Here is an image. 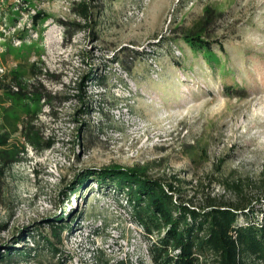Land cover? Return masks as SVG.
<instances>
[{
	"label": "rangeland",
	"instance_id": "rangeland-1",
	"mask_svg": "<svg viewBox=\"0 0 264 264\" xmlns=\"http://www.w3.org/2000/svg\"><path fill=\"white\" fill-rule=\"evenodd\" d=\"M207 10L211 48L193 47ZM6 115L53 145L9 140L25 154L0 174V253H24L0 264H154L126 195L92 179L74 192L79 176L140 167L195 206L264 211V0H0Z\"/></svg>",
	"mask_w": 264,
	"mask_h": 264
},
{
	"label": "trees",
	"instance_id": "trees-1",
	"mask_svg": "<svg viewBox=\"0 0 264 264\" xmlns=\"http://www.w3.org/2000/svg\"><path fill=\"white\" fill-rule=\"evenodd\" d=\"M78 15L82 21L90 23V5L86 2L79 4ZM210 17L207 10L194 28L185 33L193 47L211 48L205 39ZM34 18L36 24L43 19L41 15ZM77 26V30L84 28L80 24ZM22 90L14 93L16 99L23 96ZM33 131L32 122L23 123L20 127L18 121H11L8 115L4 122L0 118V174L25 154V151L21 153L9 144L17 133L23 135L26 144L35 150L52 147L51 141L44 143L42 139L35 138ZM91 179L101 187L108 186L126 195L136 222L149 242V255L154 264H264V211H256L243 197L236 202L207 197L206 203L195 206L193 200L184 201L181 189L175 184L178 182L176 178L165 182L150 178L140 167L119 165L86 170L79 176V187L74 192L86 186ZM229 186L241 194L239 182ZM242 216L250 222L241 224ZM64 222L66 218L58 221L55 232L65 228L62 226ZM17 251L24 253L21 248L13 247L4 255L0 253V260Z\"/></svg>",
	"mask_w": 264,
	"mask_h": 264
}]
</instances>
